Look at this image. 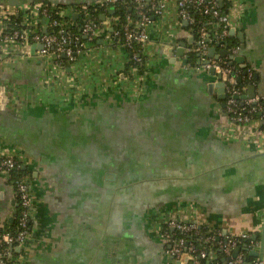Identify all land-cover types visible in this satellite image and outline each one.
Segmentation results:
<instances>
[{"label":"crops","instance_id":"0c3cea01","mask_svg":"<svg viewBox=\"0 0 264 264\" xmlns=\"http://www.w3.org/2000/svg\"><path fill=\"white\" fill-rule=\"evenodd\" d=\"M40 3L58 6L0 0V13L25 16ZM66 3L59 12L77 21L78 0ZM221 8L243 59L235 68L254 70L244 95L254 85L264 98V0H223ZM151 30L146 73L135 78L129 52L108 34L65 69L40 48L4 42L0 151L25 159L36 204L17 264H172L163 233L171 218L197 222L209 264H229L216 243L244 233L254 243L240 253L264 256V121H231L219 89L209 91L217 79L175 55L193 40L174 0ZM17 206L13 176H0V225L16 221Z\"/></svg>","mask_w":264,"mask_h":264},{"label":"built area","instance_id":"2783aa9c","mask_svg":"<svg viewBox=\"0 0 264 264\" xmlns=\"http://www.w3.org/2000/svg\"><path fill=\"white\" fill-rule=\"evenodd\" d=\"M174 2L178 16L190 25L193 44L189 49L186 48L187 53L190 57L193 54L200 55V61L198 62L197 58L194 63L186 64V69L202 70L205 73L214 69L216 74H222V81L226 84L224 108L231 121L238 125L250 124L258 112L262 113L260 119L264 121V104L262 102L264 98L259 96L242 98L244 89L238 85L239 81L250 80L254 70L247 68L244 70V74L239 76L241 71L231 65L229 59L208 56L209 48L215 45L225 48L229 46V51L234 55L240 50L239 46L228 44L227 38L230 36L231 21L229 14L221 8V0H174ZM116 3L127 4L132 12L126 16L110 15L108 25L105 23L106 20H92L87 11L90 6H110ZM168 4L169 0H98L82 4L81 8L88 17L80 26L78 33L73 29L76 26L75 20L72 16H63L57 5L49 7L43 3L37 4L33 9H30V13L25 14L21 22H18L15 17L18 16L16 11L7 10L0 13V23L6 26V33L0 37V51L5 41H18L31 46L33 44L41 45L40 54L44 57L52 56L59 66L65 69L66 63L70 65L75 62L89 48L96 46L95 43L102 38L103 34H108L111 45L124 48L129 52L131 61L143 66V73H139L137 68H131L129 77H143V74L146 73L144 67L147 60L145 46L151 42V28L155 16H162ZM72 12L80 13L77 6L72 7ZM56 16L63 17V20ZM40 18L48 19L45 30L38 26ZM124 21L125 23H123ZM118 23H123V25L116 29L115 25ZM213 23L218 25V31L211 30ZM56 28L58 29L54 31ZM170 48L172 49V46ZM63 59L66 60L65 64L62 62ZM135 72L136 75L133 74ZM238 78H240L239 81ZM1 89L4 90L0 85V91ZM24 165H27V162L16 152L0 151V176H13L18 199L15 214L18 231L13 232L10 230V226L0 225V264H17L16 258L19 255L14 249L17 246L25 247L30 238L32 222L36 215V204L30 185L31 175L28 172L15 175ZM166 224L163 233L165 242L170 245L167 250L168 256L171 259H180L185 253H188L193 257L192 260L195 264H205L207 252L201 250L196 242L189 236L187 237L189 234L199 233L200 227L197 222L171 218ZM210 240L213 242V237ZM253 243L250 234L244 233L239 237L229 238L223 242L219 241L216 245L220 246L229 257L236 247L247 244L248 248ZM247 262L264 264V259L246 260L244 253H240L229 264H247Z\"/></svg>","mask_w":264,"mask_h":264},{"label":"water","instance_id":"95a60500","mask_svg":"<svg viewBox=\"0 0 264 264\" xmlns=\"http://www.w3.org/2000/svg\"><path fill=\"white\" fill-rule=\"evenodd\" d=\"M38 2H46L48 3L50 0H37ZM62 0H55V3L56 4H59L61 3ZM223 1V0H221ZM11 3L14 4V3H19V0H11ZM116 13V10L115 9H110L109 10V14H115ZM78 14H74V18H77ZM101 19L102 20H106V15L105 14H102L101 15ZM46 20V22H48V19H44ZM234 31H232L233 33ZM42 46L41 45H37V44H33L32 45V51L36 50L37 48H41ZM229 46H227L226 48L220 50V51H217V48L216 47H210L209 48V53H208V56L210 58H227L229 59L230 61V64L231 65H235L236 63H242L243 62V59L237 55H234V54H231V52L229 51ZM175 55L177 56H182L184 57V62L185 64L188 62V60L190 59V56L189 54L187 53V50H186V44H184L183 42L179 44V46L176 48L175 50ZM197 58H198V62L200 61V55L197 54L196 55ZM247 66H243L242 65V68H246ZM207 74L210 76V77H213V78H216L217 79V82H211L208 86L209 88V91L213 94L214 93V90L215 88H218L219 89V92H220V96H219V99L222 100V107L224 108L225 107V99H226V84L225 82L222 81V74H216L215 70L214 69H210ZM255 80H258V74L255 75ZM254 85H251L249 87V92L251 90L250 93L252 94H248V95H243L242 98H253L254 97ZM139 102V101H137ZM27 168V165H24L23 169H26ZM245 249H248L247 248V244L243 245V246H238L234 249L233 253L231 256L228 257V261L230 262L232 259H235L238 257L239 253L241 252L242 248ZM170 248V245L168 246L167 249ZM23 248H21L20 246H17L15 247L14 251L17 252V253H20L22 251ZM166 251V249H165ZM167 252V251H166ZM165 252V253H166ZM251 255L255 256V258H259V259H264V256H263V252H256V251H251L250 252ZM192 260L193 257L189 256L188 253H185L180 259H172L173 260V263L172 264H189L188 261L189 260ZM246 260H248V258H246ZM204 263L205 264H209V261H205L204 260ZM192 264H195V262H193ZM247 264H251L250 262H247Z\"/></svg>","mask_w":264,"mask_h":264},{"label":"trees","instance_id":"16d2710c","mask_svg":"<svg viewBox=\"0 0 264 264\" xmlns=\"http://www.w3.org/2000/svg\"><path fill=\"white\" fill-rule=\"evenodd\" d=\"M72 1L74 2L75 0H72ZM66 2H68V0H62L61 3L58 4V6L59 7H67V6H69ZM78 3H79V5H77V7H78V10L80 11V15H79L78 20L75 21L76 26L73 27L74 31L77 32V33L79 32L80 26L84 23L85 20H87V17H88L87 13L84 10H82V8H81L82 7V4H83V0H81V2H80V0H78ZM49 7H52V6H49ZM87 9H88L87 10L88 13L92 17L91 18L92 20H100L102 14H106L107 16H110L111 15V14H109V10L110 9H115L116 10V13L114 14V16H126V14L132 12L130 10L129 6L127 4H125V3H116V4H111L110 6H107V5H103V6H101V5H94V6H90ZM15 17L18 19V22H21L23 20V17L24 16H23V14H20L19 13V15L18 16H15ZM155 17H158V16H155ZM56 18L63 20V17H60V16H56ZM197 18H200V17L197 16ZM123 23H125V21ZM123 23L116 24L115 25V28L116 29L121 28L122 25H123ZM57 29L58 28H56L54 31H56ZM227 41L229 43H231V44H234L235 43V42H233V39L230 36L227 38ZM95 44H97V42ZM235 45H236V43H235ZM191 60H193L194 62L197 60L196 54H193L191 56ZM62 62L65 64L66 63V60L63 59ZM66 66H69V64L66 63ZM133 67L134 68H137V71L139 73H142L143 72V66L140 63H134L133 61H131L130 64H128L126 72L129 73L130 69L133 68ZM243 74H244V71L241 70L239 76H242ZM239 80H240V78H238V81ZM248 83H249V80L244 79L242 81H239L238 85L241 88L244 89ZM262 102L264 104V99H263ZM261 116H262V113L261 112L256 113L255 114L254 121L257 120V119H260ZM25 172H26V170L23 169V168H21L18 172H16L15 175L23 174ZM10 230L13 231V232L18 231L17 222L16 221L12 225H10ZM188 236H189V238L191 240H193L194 242H196V238L197 237H200V232L198 234L192 233V234L187 235V237Z\"/></svg>","mask_w":264,"mask_h":264}]
</instances>
